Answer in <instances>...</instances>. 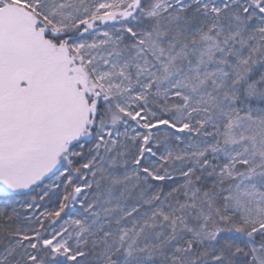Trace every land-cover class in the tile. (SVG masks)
<instances>
[{
	"label": "snow or ice",
	"instance_id": "6c2138e0",
	"mask_svg": "<svg viewBox=\"0 0 264 264\" xmlns=\"http://www.w3.org/2000/svg\"><path fill=\"white\" fill-rule=\"evenodd\" d=\"M0 264H264V0H0Z\"/></svg>",
	"mask_w": 264,
	"mask_h": 264
}]
</instances>
